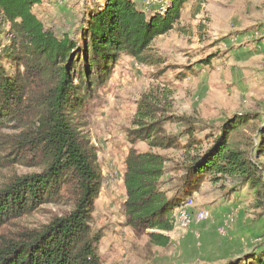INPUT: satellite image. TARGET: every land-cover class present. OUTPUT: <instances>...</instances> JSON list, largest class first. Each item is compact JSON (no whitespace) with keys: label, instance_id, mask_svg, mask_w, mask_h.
<instances>
[{"label":"trees","instance_id":"16d2710c","mask_svg":"<svg viewBox=\"0 0 264 264\" xmlns=\"http://www.w3.org/2000/svg\"><path fill=\"white\" fill-rule=\"evenodd\" d=\"M42 1L0 0L9 25L8 44L0 50V166L12 151L15 162L40 168L0 188V264H102L103 235L93 232L92 222L103 179L97 149L86 131L95 92L107 84L123 55L162 66L165 61L153 43L175 29L185 4L193 0H167L164 13L140 9L135 0H104L90 9L80 42L46 29L34 12ZM164 72L161 68L159 75ZM168 96L166 90L144 92L126 129L131 147L123 176L124 224L136 237L146 235L151 244L168 246L174 212L208 179L248 186L264 215V164L249 158L252 137L242 133L250 114L224 122L217 134L209 133L204 147V129L198 127L202 120L172 113ZM167 122L182 124L184 130L170 134ZM262 122L257 136L264 154V117ZM10 129L18 132L5 133ZM139 142L150 149L141 152ZM178 148L188 156L170 195L162 185L167 157L156 150ZM46 204L68 209L36 229H7ZM224 264H264V252L244 263Z\"/></svg>","mask_w":264,"mask_h":264},{"label":"rangeland","instance_id":"374dc122","mask_svg":"<svg viewBox=\"0 0 264 264\" xmlns=\"http://www.w3.org/2000/svg\"><path fill=\"white\" fill-rule=\"evenodd\" d=\"M146 0H135L150 11ZM104 0H43L34 12L47 30L59 38L66 35L81 41L90 9ZM9 25L0 12V50L8 44ZM154 52L164 59L160 67L138 63L123 55L107 84L94 95V110L86 131L96 147L102 173V188L95 204L93 232H102L99 255L102 264H224L244 263L254 253L264 252V215L256 207L248 186L206 180L192 196L191 212L206 208L207 221L182 226L174 212V229L166 247L151 244L146 235L138 238L124 224L123 182L125 159L131 147L126 129L136 112L137 102L152 89L169 91L166 101L175 115H195L204 129L200 137L210 142L211 132L235 115L250 114L249 127L242 133L253 141L249 158L264 164L259 152L257 128L264 117V0H193L185 4L175 29L153 43ZM165 68L163 75L159 70ZM170 134L179 135L182 124L167 122ZM18 131L6 130L15 134ZM199 134V132H197ZM182 145L185 138L179 141ZM141 152L150 147L139 142ZM167 157L163 188L171 195L187 160L184 148L156 150ZM194 149L190 155L194 154ZM4 155V153H2ZM6 155L0 166V188L14 177L38 172L39 167ZM237 185V186H236ZM236 191L230 192L233 188ZM65 205L46 204L31 214L15 219L7 229L32 230L48 223Z\"/></svg>","mask_w":264,"mask_h":264},{"label":"built area","instance_id":"2783aa9c","mask_svg":"<svg viewBox=\"0 0 264 264\" xmlns=\"http://www.w3.org/2000/svg\"><path fill=\"white\" fill-rule=\"evenodd\" d=\"M166 2L167 0H146L145 4L148 6V8H153L157 12L164 13L166 10ZM192 203V197H190L186 204L178 209L177 217L179 221H181L182 226L189 225L192 222L207 221L211 217V211L206 208L197 209L194 212H191L190 208ZM174 217L176 216L174 215Z\"/></svg>","mask_w":264,"mask_h":264},{"label":"crops","instance_id":"0c3cea01","mask_svg":"<svg viewBox=\"0 0 264 264\" xmlns=\"http://www.w3.org/2000/svg\"><path fill=\"white\" fill-rule=\"evenodd\" d=\"M125 200H126V199H125ZM125 200H124V202H125ZM124 202H123V203H124ZM122 217L124 218V215H122Z\"/></svg>","mask_w":264,"mask_h":264}]
</instances>
